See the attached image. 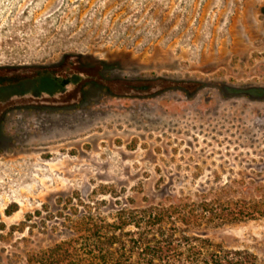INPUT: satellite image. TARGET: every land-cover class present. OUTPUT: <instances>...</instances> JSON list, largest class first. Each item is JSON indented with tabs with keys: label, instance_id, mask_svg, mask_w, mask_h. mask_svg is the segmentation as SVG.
Returning <instances> with one entry per match:
<instances>
[{
	"label": "rangeland",
	"instance_id": "obj_1",
	"mask_svg": "<svg viewBox=\"0 0 264 264\" xmlns=\"http://www.w3.org/2000/svg\"><path fill=\"white\" fill-rule=\"evenodd\" d=\"M258 186L264 0H0V264H264V218L196 211Z\"/></svg>",
	"mask_w": 264,
	"mask_h": 264
},
{
	"label": "trees",
	"instance_id": "obj_2",
	"mask_svg": "<svg viewBox=\"0 0 264 264\" xmlns=\"http://www.w3.org/2000/svg\"><path fill=\"white\" fill-rule=\"evenodd\" d=\"M247 195V198L239 201H223L218 198L203 200L197 204L196 211L202 217L211 219L212 222H217L220 225L264 218V187L258 186L248 189ZM178 210L179 207L173 205L158 208L151 207L144 212L142 217L147 219L150 225L157 226L164 219L171 218ZM185 218L186 216L183 219ZM114 240L117 239L114 238ZM173 251L174 249L169 242L153 239L141 249V256L149 257L151 259L150 264H154L155 261H168ZM205 253L201 255V264H225L230 261L228 255L222 256L216 252H212L209 255ZM235 255L239 256L240 254L236 253Z\"/></svg>",
	"mask_w": 264,
	"mask_h": 264
},
{
	"label": "flooded vegetation",
	"instance_id": "obj_3",
	"mask_svg": "<svg viewBox=\"0 0 264 264\" xmlns=\"http://www.w3.org/2000/svg\"><path fill=\"white\" fill-rule=\"evenodd\" d=\"M67 84L68 82L63 78L54 77L49 73H42L35 78H24L20 86L26 87L25 90H21L22 93L24 92L23 94L31 92L35 97H39L44 93L52 96L56 92L64 91Z\"/></svg>",
	"mask_w": 264,
	"mask_h": 264
}]
</instances>
